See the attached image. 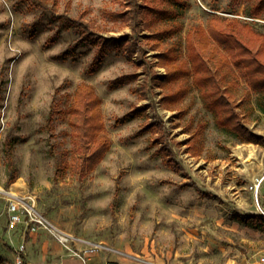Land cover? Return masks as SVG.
<instances>
[{"label": "rangeland", "instance_id": "1", "mask_svg": "<svg viewBox=\"0 0 264 264\" xmlns=\"http://www.w3.org/2000/svg\"><path fill=\"white\" fill-rule=\"evenodd\" d=\"M124 3L0 0V220L8 225L7 208L15 201L26 226L30 206L48 222L42 228L58 238L68 235L73 245L85 241L144 250L152 264H225L238 254L259 261L264 256L258 207L264 206V146L241 142L217 127L191 78L176 109L164 108L168 88L155 79L167 73L159 51L146 48L129 58L115 50L94 66L98 47L86 45L84 33L60 19L79 18L104 37L145 42L150 32L134 33L113 15L125 10ZM175 9L178 14L151 25H181L160 50L175 48L183 60H188V33L206 27L212 16L237 17L264 34V14L250 17L247 2L184 0ZM122 76L134 79L111 84ZM240 83L242 95L246 83ZM81 85L98 97L101 134L111 141L85 177L72 114ZM261 99L253 93L249 104L255 111L243 110L242 122L264 138ZM128 115L133 117L124 119ZM156 116L168 137L152 126ZM191 144L198 156L188 151ZM10 178L14 181L6 186ZM257 179H263L258 194L251 189Z\"/></svg>", "mask_w": 264, "mask_h": 264}, {"label": "trees", "instance_id": "2", "mask_svg": "<svg viewBox=\"0 0 264 264\" xmlns=\"http://www.w3.org/2000/svg\"><path fill=\"white\" fill-rule=\"evenodd\" d=\"M184 0H125V10L113 14L132 28V32L148 31L145 42L139 39L128 40L124 37H104L90 23L79 18L66 15L60 19L66 21L68 27H74L84 33L86 45L98 47L94 66L112 51L124 50L131 58L136 52L145 54L146 48L159 51L157 58L167 73L156 85L168 88L161 103L168 110H175L183 101L191 86L188 79L199 90L204 107L214 115L217 127L224 129L241 142L264 146V138L253 133L242 121L243 110L249 114L255 110L250 106L253 93L261 95L259 108L264 112V34L258 33L252 25L242 22L237 17L225 18L212 16L206 27L196 26L187 35V57L169 48L161 51V43L173 37L181 30L180 24L153 28L154 21L164 22L165 17L178 14L176 6ZM247 2L250 5V17L260 18L264 14V0H232ZM161 51V52H160ZM134 76H122L111 82L122 85ZM241 79L245 80L246 89L240 95ZM243 107L242 110L239 108ZM140 111V110H137ZM138 113V112H137ZM72 114L73 124L81 144V175L93 172L95 166L103 159L109 149L110 139L102 135L103 121L99 108V99L93 88L87 85L78 87ZM128 115L124 119H129ZM157 125L162 137H168L166 124L156 116L152 126ZM174 127H177L175 125ZM143 132H138L141 135ZM169 134V133H168ZM188 151L193 156L199 155L195 144L189 145ZM10 178L6 186L13 183ZM264 227V217L262 218ZM264 229V228H263Z\"/></svg>", "mask_w": 264, "mask_h": 264}, {"label": "crops", "instance_id": "3", "mask_svg": "<svg viewBox=\"0 0 264 264\" xmlns=\"http://www.w3.org/2000/svg\"><path fill=\"white\" fill-rule=\"evenodd\" d=\"M82 241L68 248L60 239L45 228L32 232L25 223L9 228L0 220V264H15L17 251L24 246L22 264H152L143 256L144 250L138 252L133 248L96 247ZM87 251L77 256L75 252ZM142 258L143 260L139 259ZM241 255L226 261L225 264H260L259 261L247 262Z\"/></svg>", "mask_w": 264, "mask_h": 264}, {"label": "built area", "instance_id": "4", "mask_svg": "<svg viewBox=\"0 0 264 264\" xmlns=\"http://www.w3.org/2000/svg\"><path fill=\"white\" fill-rule=\"evenodd\" d=\"M263 179H257L251 186V189L255 191V193L258 194L260 191L261 185H262ZM260 213L262 217H264V206L258 205ZM8 214H9V222L8 226L9 228H15L18 224L24 222V213H22V209L16 203L15 201H10L8 208H7ZM25 213L28 215L29 220H28V227L30 226V229L32 232L36 231L37 229L41 228L43 225L45 226L46 223H48L42 216L37 215L36 211L33 207H26L25 208ZM32 225V226H31ZM69 236L66 234H62L59 236L60 241L68 246L69 243ZM68 248V247H67ZM21 253H23L24 246H21L20 248ZM19 251V250H18ZM17 251V258H18V264H22L23 257L22 254H20ZM86 253L87 251H83ZM84 253H81L79 251L75 252L74 254L77 256L84 255ZM260 264H264V256L260 258Z\"/></svg>", "mask_w": 264, "mask_h": 264}]
</instances>
